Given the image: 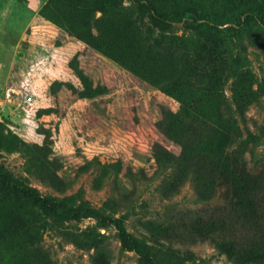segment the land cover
Segmentation results:
<instances>
[{"label":"rangeland","instance_id":"obj_1","mask_svg":"<svg viewBox=\"0 0 264 264\" xmlns=\"http://www.w3.org/2000/svg\"><path fill=\"white\" fill-rule=\"evenodd\" d=\"M46 1L43 17L54 11L50 15L69 21L78 7L109 2ZM242 1L204 0L214 15L239 11ZM121 4L133 8L140 30L183 61L179 82L157 84L162 73L144 72L125 41L118 48L127 66L115 63L79 40L69 24L56 26L59 32L48 42L36 39L37 50L23 41L22 63L16 61L13 76L0 82V170L71 210L119 220L151 248L155 264H241L194 236L188 225L196 214L219 218L220 211L210 210L221 204L217 180L225 155L244 159L247 174H260L264 192V27L251 21L238 28L228 20L212 34L189 22L187 30L182 19L157 29L151 10L130 0ZM184 35V44L175 40ZM70 42L79 43L67 54L69 62L46 73L51 66L41 47ZM213 93L220 96L216 102ZM172 94L187 96L209 120ZM224 119L229 132L216 126ZM98 235L103 254L96 256L91 246ZM42 249L55 264H143L113 226L93 217L72 221L46 214L0 190V264H37Z\"/></svg>","mask_w":264,"mask_h":264},{"label":"trees","instance_id":"obj_2","mask_svg":"<svg viewBox=\"0 0 264 264\" xmlns=\"http://www.w3.org/2000/svg\"><path fill=\"white\" fill-rule=\"evenodd\" d=\"M121 2L122 0H109L108 3L101 1L98 7L91 6V8H83L80 11L78 7L69 21L50 15L54 11L48 12V15L43 17L42 15L49 7V1H46L39 15L57 27L60 23L69 24V30L76 34L79 40L122 66H127V61L119 51L118 43L125 41L131 47L133 55L140 59V66L144 72L149 75L162 73L157 79L159 80L157 84L163 85L170 81L179 82L183 61L180 62V58L171 50H164L158 39L153 38L151 32L140 30L133 8H125ZM130 2L133 7L151 10V22L157 29H169L182 19H185L187 30L189 22L193 30L199 28L212 34L217 32L219 27L228 24V20L238 23L236 25L238 28L251 21L264 27V0H243L238 5L239 11H228L226 14L215 15L211 13L210 7L207 9L208 3L204 0H158V4L167 11L161 10L159 5L156 7L153 0H148V2L130 0ZM96 12H100L101 15L96 17ZM230 12H233L232 19H228ZM232 30L236 29L226 28L224 31ZM175 40L184 44L188 41V36L175 37ZM128 68L131 66L128 65ZM173 96L204 119L209 120L207 115L201 111V106H196L194 101L188 103L187 96L172 94ZM219 98V95L212 94V101L216 102ZM243 111L244 109L240 108L239 112ZM223 114L224 112L219 111L218 118H223ZM226 114L228 116V113ZM227 120L224 119L222 123L218 121L216 126L226 132L231 131ZM230 154H233V151ZM221 169V175L217 180L221 204L214 210H210L220 211L219 218L213 220L196 214L191 218L188 227L194 236L210 240L218 251L225 253L237 263L264 264V192L259 185L261 175L247 174L244 159L236 155H225ZM253 186L258 187L253 190ZM0 190L19 198L30 206H38L46 214L61 215L72 221L93 217L103 226L111 225L117 231L122 245L134 252L143 264H155L151 248L135 240L123 228L119 220H112L81 209L71 210L62 202L44 198L35 190L10 180L8 174L2 170H0ZM102 238V235L96 236L91 246L96 249V256L103 254V251L99 249ZM95 262L94 257L93 263ZM36 263L55 264L46 249L38 253Z\"/></svg>","mask_w":264,"mask_h":264},{"label":"crops","instance_id":"obj_3","mask_svg":"<svg viewBox=\"0 0 264 264\" xmlns=\"http://www.w3.org/2000/svg\"><path fill=\"white\" fill-rule=\"evenodd\" d=\"M45 2L46 0H0V82L4 83L13 76L16 61L22 63L18 59V54L23 41L28 42V48L37 50L36 39L42 38L48 42L51 40L50 38L58 34L59 29L39 15ZM78 43L70 42L60 47L49 44V47H41V51L44 50L47 55L44 56L43 52L40 53H43L44 59L49 60L48 63L51 66L45 69V72L50 75H53V72H58L57 62H69L70 58H67V54ZM50 56L53 59H49ZM28 74L27 72L23 76L30 80L27 78ZM10 89L16 92L12 87Z\"/></svg>","mask_w":264,"mask_h":264},{"label":"water","instance_id":"obj_4","mask_svg":"<svg viewBox=\"0 0 264 264\" xmlns=\"http://www.w3.org/2000/svg\"><path fill=\"white\" fill-rule=\"evenodd\" d=\"M12 96V93H11V91L8 89L7 91H6V97H11Z\"/></svg>","mask_w":264,"mask_h":264},{"label":"built area","instance_id":"obj_5","mask_svg":"<svg viewBox=\"0 0 264 264\" xmlns=\"http://www.w3.org/2000/svg\"><path fill=\"white\" fill-rule=\"evenodd\" d=\"M2 106H3V103H2V101H0V108H2Z\"/></svg>","mask_w":264,"mask_h":264}]
</instances>
